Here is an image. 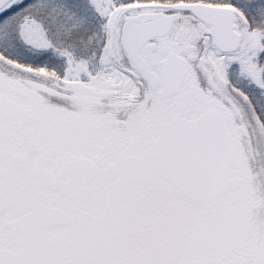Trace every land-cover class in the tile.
<instances>
[{
	"label": "snow or ice",
	"instance_id": "6c2138e0",
	"mask_svg": "<svg viewBox=\"0 0 264 264\" xmlns=\"http://www.w3.org/2000/svg\"><path fill=\"white\" fill-rule=\"evenodd\" d=\"M0 264H264V0H0Z\"/></svg>",
	"mask_w": 264,
	"mask_h": 264
}]
</instances>
